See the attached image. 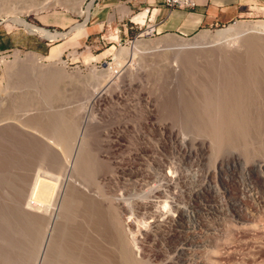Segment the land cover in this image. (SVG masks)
<instances>
[{
	"label": "rangeland",
	"instance_id": "obj_1",
	"mask_svg": "<svg viewBox=\"0 0 264 264\" xmlns=\"http://www.w3.org/2000/svg\"><path fill=\"white\" fill-rule=\"evenodd\" d=\"M7 1L3 0L2 2L0 0V89L9 91L11 83H19L16 86L18 89L15 91L18 92L19 97L17 95L14 98H18L17 101L13 100L11 93L12 100L8 103L12 105L5 104L9 112L5 108L6 106H3L8 112L7 114L4 110V118L10 113L9 119L8 116L5 119L14 121L12 119L17 113L18 115L15 116L17 121L15 122L17 123L19 119L23 128L32 131L33 135L32 137L26 136L28 131H22L21 128L18 129V126H15L18 130L15 132L8 129V132L2 130L0 144L4 142V138L6 139L5 142L8 141L11 144L7 142L6 145H8L2 147L5 149V153H1L2 150H0V160L3 161L4 159L3 165L6 162L9 164L10 160L14 161L15 156L12 155H16L19 150L22 153L19 151L20 155L18 156L22 158L30 152L23 158L24 161L20 157L19 160L15 157L20 163L23 162L21 165L24 166L22 167L20 163L17 164L25 172L27 170L28 175L30 173L36 174L35 172L38 170L40 175L45 172L42 177L38 174L35 175L38 178L37 182L44 184L45 180L43 179L47 178V174L49 175L54 170L52 165L55 160L60 162L61 159L66 158L65 154L70 153L69 156L67 155L69 159H64L70 165L68 171L70 173L67 175L72 177L69 181L70 184H68L71 186V184L76 183L75 185L78 187L74 185V190L73 186L72 188L67 186L70 190L69 194L72 193L77 197V199L74 197L76 203L72 206V210L75 209L73 210L74 213L72 212L74 222L72 220L68 222L67 230L70 231L69 234L71 233L70 236L73 238H80L81 241H83L82 239L89 240L85 241L87 246L83 244V251L90 250L88 248L89 243L94 244L90 245L92 248L95 246L96 249L101 248V252L95 248L92 249L94 252L91 250V252H86L89 254L100 253L101 264H122L120 262H123V256L121 257L120 253H125V251L127 253L130 251L129 254L132 256L134 264H194L198 259L196 256L198 257L199 254H192V250H201L194 245H198L197 242L206 239L210 240L212 245L218 244L217 247L211 245L205 247L207 251L224 253L222 257L223 260L225 258V261H222L221 264H257L256 262L262 260L264 258V230L258 232L255 227L257 223L255 217L257 215L264 216V208L259 204V201L264 197L261 185L264 181V173H258V171L248 173L242 165H233L230 162L227 164V160L224 159L229 152L228 146L229 149L232 146L235 149L238 146L239 148L248 146L247 148L250 150L246 148L247 153L244 152V156H242L243 160L246 158L243 161L246 165L249 166L251 161L256 158L260 161V158L264 160V88L262 85H260L261 88L257 87L258 90L253 87L254 78L252 77L253 72H251L254 70V66H251V64L253 65V58L249 49L246 48V44H244L245 40L244 43H237L240 45L239 47L238 45L232 46V49H228V51L220 45H211L212 47L207 48L209 44H204L199 39V34L202 32L214 34L216 31L240 24L264 22V6L263 8L260 7L261 10L259 9V14L256 17L234 21L223 28H202L189 37L179 36L191 43L190 46L194 48L181 50L183 53L178 49L180 51L178 53L171 47H151L155 45L157 40L174 34L167 33L166 35L158 34L153 30L149 31L148 28H145L146 19L143 20L142 24L133 22L132 17L142 12L139 9H130L127 11L126 18H123L120 23L111 22L106 27L104 26L101 32L87 36V23L98 16L100 17L102 0H13L15 3L12 0ZM155 1L161 2L162 0ZM78 9L81 10V14L76 12ZM15 17L22 18L29 24L52 32L67 34L56 39H49L39 34H26L27 31L24 27L14 21ZM54 17H63L69 23L67 25L60 24L59 27L39 25V19L45 22L46 19ZM121 25H125V30ZM63 26L65 27L63 28ZM127 27L130 29H126ZM20 35L25 41L20 38ZM1 39L2 41L5 39L13 41V44L3 48ZM140 40L150 42L151 46L146 47L147 49H139L138 53H135L136 57L134 56L133 61L128 66V69L131 70L123 72L121 68L125 69V67L121 63L129 62L130 50ZM121 48L129 49L127 54L129 58L123 57L118 60ZM259 57L264 59V54L260 52ZM19 64L23 65V69L26 66L27 71L28 69L32 72L35 71V76L31 71H28L29 74L24 76L17 69L18 67H15ZM200 65L205 66L203 68ZM52 66H57L56 68L61 69L60 72L64 73L60 74L61 78L56 75L59 78L55 77L53 82L55 89L53 87L52 94L46 95L44 91L47 87H43L45 82L38 81L39 78L36 75H38V71L42 77V73L45 71L51 73L50 68ZM46 68L50 70L47 71ZM43 69L46 70L41 72ZM114 72L116 73L114 74ZM254 72L255 77L258 72L255 70ZM185 74H188L189 79L187 76L184 79ZM20 76L21 78H19ZM109 79L111 85L101 101L98 100L96 104L88 105L86 101L89 93H86V89L92 86L90 84H96L95 80L102 82ZM193 79L196 80L195 84H193ZM185 82H189L187 87ZM249 86L255 89L253 90ZM11 89V91L15 90L14 87ZM236 91H238L239 97ZM253 91H259V96H256ZM241 96L244 98H240ZM12 101H16L18 104ZM240 101L244 102L245 105ZM245 101H248V105ZM13 105L17 107L11 110ZM16 108L20 109H17L19 112L16 111ZM14 110L15 113H13ZM246 112L248 117H246ZM236 115L238 117L246 115L243 118L248 121L245 122H249L253 126L256 125L254 130L259 135L252 131L257 135L252 134L255 140L251 135V142L249 139L247 141L245 136H241L240 132L238 133V129H233L238 125L237 121L233 122L235 119L238 120ZM216 116L221 120L220 122ZM230 116L231 118H229ZM57 117H60L62 121L58 120ZM251 118L254 119L252 123L249 121ZM229 120H232V123H229ZM88 121L89 123H87ZM19 122L17 124L21 125ZM61 123L62 125L65 124L60 126ZM210 126L211 129L217 128L219 133L215 132L222 136V139H219L221 140L220 143L216 145L217 149L214 145L213 151H217L218 148L221 149L222 146L225 149H221L222 151L227 149V152L221 151L223 155L221 152V154L219 153L220 159L223 158L222 160L225 161H222L221 169L214 165L219 159L214 162L213 155L212 160L211 155L208 159L209 154L202 160L198 157V160L194 154L187 155L184 152L185 149H182L179 144L181 136L183 138L187 136L190 142L201 141L204 137L205 140H208L210 138ZM66 127L69 128L67 131L72 135L67 134L71 138H66L68 140L65 142L67 141L68 145L65 143L64 147L60 143L63 139L61 135L64 136L67 132ZM71 128L73 130L75 128V130L72 131ZM56 131L57 133L61 132L59 137ZM17 132L19 135L21 132V135L19 136ZM62 132L65 133L62 134ZM82 137L83 139H81ZM242 138L246 143L243 142ZM30 142H33L35 146ZM239 142L245 145L241 146ZM236 143L238 144L236 145ZM66 145L71 150L66 149ZM24 146L26 147L24 148ZM31 146L34 147L31 149ZM14 147L19 150H12ZM59 149L64 157H61L62 154L57 152ZM64 150L67 153H64ZM15 151L17 152L14 153ZM45 151L47 157L44 158L48 160V163L41 155V152L45 153ZM85 151L87 152L86 155ZM35 152L40 153V156L39 154L37 156ZM80 153H84L83 155L87 156V159ZM35 155L40 160L35 158ZM32 156L38 162L40 161L41 167L35 165L36 161L33 160ZM49 156H52V159ZM76 156L77 160H80L77 161L78 164L80 162V165L87 163L88 166L85 164L78 166L77 162L75 163ZM82 158L86 159V162H83ZM49 159L53 162L50 163ZM44 161L47 164H43ZM27 162L29 164H26ZM32 162L37 167L32 166ZM11 163L13 164V162ZM63 163L65 162L62 160L59 164L63 166ZM12 164L9 165L12 166ZM14 164L16 166V162ZM48 164L53 170L48 169ZM56 164L54 166L58 167L59 165ZM18 165L17 167H19ZM26 165L28 168L24 169ZM73 166H76L75 168L77 166L78 168L83 167L80 169V173L87 172L88 174L82 173L83 177L82 174L79 177L80 173H77L78 177L73 175L78 170L73 169ZM85 167H88L89 170H85ZM41 169L44 171L42 174ZM70 169L73 170L72 174ZM81 170L83 171L81 172ZM22 176L24 177L23 174ZM35 176H32L34 180H36ZM254 176L259 178L260 186L253 183L256 180ZM71 180H74L73 183ZM69 187L74 191L71 192ZM235 207L236 211L234 210ZM40 208H43L42 204H40ZM41 209L39 212L44 214L43 211L45 210ZM41 213L38 214L39 216L37 215L38 217L36 216L37 220ZM236 214L243 216L246 220L244 224L252 226V229L243 224H237ZM253 225H255V229ZM189 240H193L192 243L194 244L189 243ZM124 244L127 248L124 247ZM85 247H87L86 250ZM251 255L254 256V263L245 261ZM96 256L99 258L98 255ZM105 258L106 260H104ZM220 258L219 261L222 260Z\"/></svg>",
	"mask_w": 264,
	"mask_h": 264
},
{
	"label": "bare ground",
	"instance_id": "obj_2",
	"mask_svg": "<svg viewBox=\"0 0 264 264\" xmlns=\"http://www.w3.org/2000/svg\"><path fill=\"white\" fill-rule=\"evenodd\" d=\"M6 1V0H5ZM9 1V0H8ZM7 1V2H8ZM13 1V0H12ZM14 1H16V0H14ZM13 1V2H14ZM22 1V0H21ZM2 2H3V0H2ZM15 3V2H14ZM4 4H6V3H4ZM1 6V5H0ZM5 6L3 5V8H4ZM7 10V9H6ZM5 12V11H4ZM76 12L78 13V14H81L82 12H81V10H76ZM146 12V11H145ZM145 12H141V13H138V14H136L133 18H132V20L133 21H136V22H139V23H141L142 24V22H143V20H144V18H145ZM14 21L17 23V24H19V25H21V26H23L24 27V29L28 32V33H31V34H39V35H43V37H47V38H49V39H56V38H60V37H63V36H65L67 33H60V32H52V31H49V30H46V29H43V28H40V27H38V26H35V25H32V24H29V23H27L26 21H24L22 18H19V17H15L14 18ZM76 29V28H75ZM72 30H74V29H72ZM71 30V31H72ZM70 32V31H69ZM199 39L201 40V41H203V43L204 44H209L208 46H207V48L208 47H212L211 45H213V46H216V45H220L222 48H224L225 50H230V49H232V46H237L238 44L237 43H244V44H246V48L247 49H249V53H250V55L252 56V62H253V65L251 64V66H254L253 67V69L255 70V71H257L258 73H256V76L254 77V70L253 71H251V72H253V74H252V77L254 78V80H253V87H255V88H257V87H259V88H261L260 87V85H262V87L264 88V59H261L260 57H259V54H260V52H262L263 54H264V22L263 21H261V22H257V23H253V24H248V25H245V24H240V25H237V26H233V27H230V28H228V29H225V30H219V31H216L214 34H209V33H201V34H199ZM223 40H225V41H223ZM245 40V41H244ZM244 41V42H243ZM230 42H232L231 44H230ZM150 43V42H149ZM148 42H146V41H137L136 42V44L134 45V47H132V49L130 50V54H131V57H130V59H128L129 60V62H126L125 64H123V63H121L122 65H123V67H125V69H122L121 68V70L123 71V72H127L128 70H131V69H128L129 67V64L133 61V59H134V56L136 57V52L140 49H144V48H148L149 47V45L151 46V44H149ZM239 43V44H240ZM157 45V46H156ZM190 45H192L191 43H189L188 41H186V40H184L183 38H181V37H179V36H177V35H170V36H166V37H163V38H161V39H159V40H157V42L155 43V45L154 46H151V47H158V46H161V47H168V48H173V49H175L176 51H178V49H180V51L181 50H190L191 48H194V47H191ZM240 45H238V47H239ZM241 46H243V44H241ZM217 47H219V46H217ZM146 48V49H147ZM122 49V48H121ZM172 49V50H173ZM235 49H238V48H235ZM241 49V48H240ZM208 50V49H207ZM213 50V49H212ZM228 50V51H229ZM239 50V49H238ZM244 50V49H243ZM128 51H129V49H122L121 51H120V53H119V58H118V60L120 59V58H123V57H125V59H127V54H128ZM180 51H178V53L180 52ZM211 51V50H210ZM156 52V51H155ZM182 52V51H181ZM207 52V51H206ZM205 52V53H206ZM245 52V51H244ZM138 53V52H137ZM142 53V52H141ZM183 53V52H182ZM246 53H248L247 51H246ZM158 55H159V53H158ZM244 55V54H243ZM246 55V54H245ZM248 55V54H247ZM208 56V55H207ZM262 56V55H261ZM250 57V56H249ZM129 58V57H128ZM139 59V58H138ZM121 60H123V59H121ZM150 60V59H149ZM251 60V59H250ZM247 61V60H246ZM124 62H125V60H124ZM249 62V61H248ZM194 63H196V62H194ZM202 63V62H201ZM245 63V62H244ZM119 64V63H118ZM128 64V65H127ZM191 64V63H190ZM203 64V63H202ZM248 64V63H247ZM20 65H22V64H19V65H17V66H15L17 69H19L20 70V73H23L24 74V76L25 75H27V74H29V72L28 71H31V73L35 76V74H34V72H32V70H29L28 69V71H27V68H26V66H25V69H23L22 67H23V65L22 66H20ZM132 65H133V63H132ZM141 65V64H140ZM145 65V64H144ZM249 65V64H248ZM189 66V65H188ZM198 66V65H197ZM200 66H203V65H200ZM205 66V65H204ZM204 66H203V68H204ZM207 66V65H206ZM250 66V67H251ZM21 67V68H20ZM57 67V66H56ZM55 66L53 67H51L50 69H51V73H47L45 70L47 69V71H49L50 69L49 68H46L45 70L43 69V70H41V72H43V71H45V72H43L42 73V75H43V77L40 75L41 73H40V71H38V75H36L38 78H39V80L38 81H41V82H45V85L43 84V87H45L46 88V90L44 91L45 92V94L46 95H50V94H52V92L54 91L53 90V87H54V80H55V77H57V78H59L58 76H60V78H61V75L64 73H61L60 71H61V69H59V68H56ZM39 68H40V66H39ZM132 68H133V66H132ZM143 68V67H142ZM197 68V67H196ZM217 68V67H216ZM215 68V69H216ZM42 69V68H41ZM49 69V70H48ZM190 69V68H189ZM188 69V70H189ZM193 69V68H192ZM198 69V68H197ZM24 70H26V71H24ZM120 70V69H119ZM25 73H24V72ZM116 71V70H115ZM190 71V70H189ZM196 71V70H195ZM203 71V70H202ZM18 72V71H17ZM119 72V71H118ZM130 72V71H129ZM198 72V71H197ZM250 72V71H249ZM250 72V73H251ZM116 72H114V74H115ZM121 73V72H120ZM191 73V72H190ZM239 73V72H238ZM31 74V75H32ZM61 74V75H60ZM128 74V73H127ZM207 74V73H206ZM230 74V73H229ZM18 75H20V74H18ZM30 75V76H31ZM32 75V76H33ZM56 75H58V76H56ZM93 75V74H92ZM120 75V74H119ZM195 75V74H194ZM250 75V74H249ZM22 76V75H21ZM21 76L19 77V78H21ZM112 76V75H111ZM188 77V79H189V76H188V74H185V76H184V79L185 78H187ZM197 76V75H196ZM220 76V75H219ZM238 76V75H237ZM242 76V75H241ZM245 76V75H244ZM36 77V78H37ZM40 77H41V79H40ZM105 77V76H104ZM109 78H110V76H108ZM119 77V76H118ZM130 77V76H129ZM203 77V76H202ZM234 77V76H233ZM239 77H240V75H239ZM37 78V79H38ZM195 78V77H194ZM201 78V77H200ZM222 78V77H221ZM243 78V77H242ZM33 79H34V77H33ZM36 79V80H37ZM224 79V78H223ZM233 79V78H232ZM20 80V79H19ZM231 80V79H230ZM185 81V80H184ZM193 84H195V81L196 80H194L193 79ZM22 82V81H21ZM94 82H96V84H90V85H92L91 87H88L89 89H86V93L88 92L89 94H88V98H87V104L89 105V104H96V101H98V100H100L101 101V98H103L104 97V95L106 94V92H107V90H109V86L111 85V83H110V79L109 80H104V81H102V82H97L96 80L94 81ZM221 82V81H220ZM243 82V81H242ZM9 83V82H8ZM90 83V82H89ZM91 83H93V82H91ZM187 82H185V85H186V87H187V85H188V83L186 84ZM234 83V82H233ZM238 83V82H237ZM18 84L19 83H11L10 84V86H9V88H10V90L9 91H7V89H6V87H5V89L6 90H3V89H0V133L2 132V130H6V132H8V130L9 131H11V130H14V132H15V130H17L16 128H15V126H18V129L19 128H21V130L23 131V130H26V131H28L27 132V134H26V136H30V137H32V135H33V133H31L32 131H29L28 129H26V128H23V124H21L20 122H19V119H18V122L21 124V125H18L15 121H17L16 120V118L17 117H15V116H17L18 114L17 113H15L16 111L17 112H19V108H16V111L14 110L13 111V113H15V119H14V117H13V119L12 120H14V121H9V120H7V119H5L6 118V116H8V119H9V115H10V113H9V115H6L5 116V118H4V110H5V112H7V110H8V108H7V106L5 105L6 103H8V102H11V100L13 99V100H16L17 101V99L18 98H16V99H14L17 95V97H19V94H18V92H15V91H17L16 89H18L16 86H18ZM47 84V85H46ZM114 84V83H113ZM223 84V83H222ZM232 84V83H231ZM241 84V83H240ZM243 84V83H242ZM89 85V86H90ZM244 85H245V83H244ZM247 85H248V83H247ZM190 86V85H189ZM195 87H196V85H194ZM246 86V85H245ZM244 86V87H245ZM12 87H14L15 88V90H13V91H11L12 89ZM193 87V86H192ZM224 87V86H223ZM227 87V86H226ZM239 87V86H238ZM249 87H252V86H249ZM248 87V88H249ZM252 87V88H253ZM21 88V87H20ZM40 88H42V87H40ZM87 88V87H86ZM243 88V87H242ZM255 88H253V90L255 89ZM259 88H257V90L259 89ZM44 89V88H43ZM54 89H55V87H54ZM85 89V88H84ZM214 89V88H213ZM239 89V88H238ZM245 89V88H244ZM243 89V90H244ZM241 90V89H240ZM249 90V89H248ZM252 90V89H251ZM220 91V90H219ZM234 92V91H233ZM238 91H236V93H237ZM254 92V91H253ZM261 94L263 93L262 92V89H261ZM11 93L13 94V98L11 99ZM21 93V92H20ZM23 93H24V91H23ZM27 93V92H26ZM241 93V92H240ZM254 93H256V96L258 95L259 96V91H255ZM254 93H252V94H254ZM232 94V93H231ZM238 94V97H239V93H237ZM260 94V95H261ZM251 95V94H250ZM236 96V95H235ZM247 96H249V95H247ZM246 96V97H247ZM253 96V95H252ZM262 96V95H261ZM264 96V95H263ZM20 97H21V95H20ZM226 97V96H225ZM233 97V96H232ZM243 96H241L240 98H242ZM237 98V97H236ZM244 98V97H243ZM263 98V97H262ZM10 100V101H9ZM49 100V99H48ZM256 100V99H255ZM263 100V99H262ZM16 101H12V102H15L16 103ZM227 101V100H226ZM243 101V100H242ZM242 101H240V102H242ZM250 101V100H249ZM264 101V100H263ZM95 102V103H94ZM218 102V101H217ZM223 102V104H224V101H222ZM221 102V103H222ZM248 102V101H247ZM247 102L245 101V103L247 104ZM257 102V101H256ZM219 103V102H218ZM238 103V102H237ZM243 103V105H245L244 104V102H242ZM264 103V102H263ZM8 104H10V103H8ZM16 104H18V102L16 103ZM86 104V103H85ZM214 104V103H213ZM240 104V103H239ZM253 104V103H252ZM251 104V105H252ZM262 104V103H261ZM6 107H5V106ZM10 105H12V104H10ZM20 105V104H19ZM225 105V104H224ZM233 105H235V104H233ZM236 105H238V104H236ZM241 105V104H240ZM248 105V104H247ZM250 105V106H251ZM7 108V110L4 108ZM14 107L13 108H10L11 110H13L15 107H17L16 105H13ZM85 106V105H84ZM9 107V106H8ZM10 107H12V106H10ZM209 107V106H208ZM215 107H216V105H215ZM249 107V106H248ZM17 109H19V110H17ZM242 109H243V107H242ZM245 110V109H244ZM22 111V110H21ZM25 111V110H24ZM247 111V110H246ZM8 112H9V110H8ZM8 112H7V114H8ZM23 112V111H22ZM54 112V111H53ZM211 112V111H210ZM209 112V113H210ZM222 112V111H221ZM230 112V114H231V111H229ZM233 112V111H232ZM241 112H242V110H241ZM26 113H28V112H26ZM49 113H51L50 111H49ZM23 114V113H22ZM30 114V113H29ZM62 114V113H61ZM218 114H219V112H218ZM223 114V113H222ZM229 114V113H228ZM24 115V114H23ZM32 115V114H31ZM30 115V116H31ZM59 115V114H58ZM217 115V114H216ZM220 115H221V113H220ZM239 115H240V113H239ZM246 115H247V112H246ZM246 115H244V116H246ZM13 116V115H12ZM12 116H10L11 118H12ZM29 116V115H28ZM61 116V115H60ZM63 116V115H62ZM218 116V115H217ZM216 116V117H217ZM225 116V115H224ZM243 116V115H242ZM243 116V117H244ZM65 117H67V116H65ZM213 117V116H212ZM220 117V116H219ZM223 117V116H222ZM233 117V116H232ZM238 116L236 115V118H237ZM243 117H238V120L237 119H235L233 122H235V121H237V123H238V125H236V128L234 127L233 129H238L237 131H238V133L240 132V135L241 136H245L244 138L245 139H247V141H248V139H249V141L251 142V140H252V138H253V140H255L254 139V137H253V135L254 136H257V135H259V134H257L256 132H255V130H254V127L256 126H253L252 124H250L249 122L247 123V122H245V121H248V120H245ZM246 117H248V115L246 116ZM258 117V116H257ZM4 118V119H3ZM19 118V117H18ZM58 118V117H57ZM68 118V117H67ZM66 118V119H67ZM208 118H210V117H208ZM214 118V117H213ZM221 118V117H220ZM225 118V117H224ZM227 118V117H226ZM229 118H231V116L229 117ZM234 118V117H233ZM239 118H240V121H239ZM241 118H243V119H241ZM53 119V118H52ZM60 119V117L58 118V120ZM63 119H64V116H63ZM65 119V120H66ZM217 119H218V117H217ZM222 119V118H221ZM246 119H248V118H246ZM25 120V119H24ZM31 120H33V119H31ZM56 120V119H55ZM213 120H216V119H213ZM224 120V119H223ZM264 120V119H263ZM46 121V120H45ZM60 121H62L61 119H60ZM218 121L220 122L221 120L220 119H218ZM230 121V120H229ZM242 121H244L243 123H242ZM249 121H251V123L252 122H254V119L252 120V118H251V120L249 119ZM35 122V121H34ZM68 122V121H67ZM67 122H65V123H67ZM227 122V121H226ZM64 123V124H65ZM87 123H89V121L87 122ZM228 123V122H227ZM226 123V124H227ZM229 123H232V120L229 122ZM228 123V124H229ZM63 124V125H64ZM69 124V123H68ZM76 124V123H75ZM212 124H214V123H212ZM216 124V123H215ZM25 125V124H24ZM62 125V123L60 124V126H63ZM22 126V127H21ZM36 126V125H35ZM59 126V125H58ZM67 126V125H66ZM70 126H71V124H70ZM72 126H73V124H72ZM216 126H218V125H216ZM261 126V125H260ZM213 127V126H212ZM222 127V126H221ZM231 127V126H230ZM37 128V127H36ZM48 128V127H47ZM51 128H52V126H51ZM223 128V127H222ZM227 128V127H226ZM228 128H229V126H228ZM8 129V130H7ZM53 129V128H52ZM55 129V128H54ZM69 128H67L66 127V131L68 130ZM72 129V131H74L75 130V128H74V130H73V128H71ZM215 128H212L211 129V126H210V132H209V139L207 140H205L204 138H203V140H201V141H197V140H194L193 142H190V141H188V138H187V136H186V138L184 137L183 138V136H181V139L179 140V144L181 145L180 147L182 148V149H185V153L187 154V155H191V154H194V156L196 157V158H200V160H202L203 158L205 159L206 157V155L207 154H209V156H208V159H210V155H211V160H212V155H213V158L215 159H213V161L215 162V161H217L218 159V161L217 162H215L216 164H214V165H216V166H218V167H220L221 166V163H223V162H225L224 160H227L226 162H227V164H229L228 162H230V163H232L233 165H237V164H239V165H242V167H244L243 169H245L248 173L250 172V173H252V172H255V171H258V173H264V160L262 159V158H260L261 159V161L260 160H258V158H256V159H254L253 161H251V163L249 164V166L248 165H246V163L245 162H243L244 160H243V157L242 156H244V152L245 153H247L246 152V148L248 147H245V146H243V145H245L244 143L243 144H241L240 142V144H241V146H243V147H240L239 148V146H238V148H239V150H238V148L236 147V149L234 148V146H232L230 149H232L231 151H230V149H229V146H228V154H227V157L224 159V160H222V159H220L221 157L219 156V153L224 149L223 148V146H222V144H221V146H222V150L220 149V148H218V150L217 151H213V147H214V145H215V147H216V145H218V143H220V141L221 140H219L222 136L221 135H219V134H217V133H219V131H217V128L214 130ZM230 130H231V128H229ZM261 129V128H260ZM50 130V129H49ZM58 130V129H57ZM62 130H63V128H62ZM62 130H60V131H62ZM64 130V131H65ZM208 130V129H207ZM214 130V131H213ZM218 130H220L219 129V127H218ZM263 130H264V128H263ZM18 131V130H17ZM34 131V130H33ZM78 131V130H77ZM173 131V130H172ZM217 133H216V132ZM224 131V130H223ZM236 131V132H237ZM252 131H254L255 133H253ZM261 131V130H260ZM59 132V131H58ZM264 132V131H263ZM18 133V135H19V132H17ZM56 133H57V131H56ZM59 133H61V132H59ZM59 133H57L58 134V137H59ZM65 133V132H64ZM63 132H62V134H64ZM78 133H79V131H78ZM88 133V132H87ZM173 133V132H172ZM67 134H71L69 131H67L66 133H65V135L63 136V135H61V137L63 138L62 139V141H61V143L60 144H63V146L65 147V143L67 144V141L65 142V140H68V139H66V138H68V137H70V136H67ZM74 134V133H73ZM206 134V133H205ZM222 134V133H221ZM253 134V135H252ZM263 134V133H262ZM262 134H261V136H262ZM17 135V134H16ZM20 135H21V132H20ZM19 135V136H20ZM225 135V134H224ZM228 135V134H227ZM239 135V136H240ZM251 135H252V138H251ZM19 136H18V139H19ZM75 136V135H74ZM220 136V137H219ZM232 136V135H231ZM230 136V137H231ZM239 136H237V137H239ZM1 137V136H0ZM8 138H10V137H12V136H7ZM38 137V136H37ZM60 137V138H61ZM76 137H77V135H76ZM233 137V136H232ZM7 138V139H8ZM13 138V137H12ZM25 138V137H24ZM33 138H34V136H33ZM32 138V139H33ZM71 138V137H70ZM183 138V139H182ZM240 138V137H239ZM259 138V137H258ZM261 138V137H260ZM38 139H41V138H38ZM81 139H83V137L81 138ZM179 139V138H178ZM222 139V138H221ZM230 139V138H229ZM228 139V140H229ZM251 139V140H250ZM5 138H4V142H2V144H4V145H2V144H0L1 146V149L0 150H2L1 151V153L3 152V153H5L4 151H5V149H3L2 147H4L5 145H6V143L8 142H5ZM27 140V139H26ZM34 140V139H33ZM59 140V139H58ZM61 140V139H60ZM59 140V141H60ZM238 140V139H237ZM242 140H243V138H242ZM81 141V140H80ZM195 141H197V142H195ZM233 141V140H232ZM235 141V140H234ZM245 140H243V142H244ZM40 142H41V140H40ZM76 142V141H75ZM231 142V141H230ZM253 142V141H252ZM1 143V142H0ZM10 142H8V144H9ZM29 143V142H28ZM32 145H34V143L33 142H30ZM39 143V142H38ZM69 143V142H68ZM232 143V142H231ZM235 143V142H234ZM245 143H246V141H245ZM7 144V145H8ZM11 144V143H10ZM81 144V143H80ZM84 144V143H83ZM238 143H236V145H237ZM251 144V143H250ZM6 145V146H7ZM13 145V144H12ZM11 145V146H12ZM54 145V144H53ZM68 145V144H67ZM66 145V149L68 148V150L70 149V147L69 146H67ZM70 145V144H69ZM197 147H196V146ZM35 146V145H34ZM34 146H31V149H32V147H34ZM58 146V145H57ZM61 147H62V145H60ZM23 147V146H22ZM26 146H24V148H25ZM29 147V146H28ZM39 147H40V145H39ZM13 148V147H12ZM11 148V149H12ZM17 148V147H16ZM24 148H23V150H24ZM41 148V147H40ZM63 148V147H62ZM83 148V147H82ZM30 149V150H31ZM34 149V148H33ZM54 149V148H53ZM57 149V148H56ZM61 149V148H60ZM60 149L57 151V152H60ZM65 149V150H66ZM215 149V148H214ZM216 149H217V147H216ZM227 149H226V151H222L223 153L224 152H227ZM249 148H247V150H248ZM252 149V148H251ZM12 150H19V149H15V147H14V149H12ZM26 150V149H25ZM63 151L64 153L66 152L67 153V151ZM71 150V149H70ZM73 150V149H72ZM78 150V149H77ZM81 150V149H80ZM84 150V149H83ZM83 150H82V152H83ZM225 150V149H224ZM250 150V149H249ZM9 151V150H8ZM20 151V150H19ZM19 151L17 152V151H15L14 153H16V155L14 154V155H12V156H15L17 159L20 157V159L22 160L23 158H25V156L26 155H28V154H25V156L22 158L21 156H18V155H20L19 154ZM29 151V150H28ZM32 151V150H31ZM79 151V150H78ZM21 152V151H20ZM73 152V151H72ZM77 152V151H76ZM215 152V153H214ZM221 152V153H222ZM249 152V151H248ZM22 153V152H21ZM27 153V152H26ZM36 153V152H35ZM44 153V152H43ZM42 152H41V155H42V157L44 158V157H47V154H46V151H45V153L43 154ZM53 153V152H52ZM61 154H62V152H60ZM69 153V152H68ZM86 151H85V155H86ZM220 153V154H221ZM223 153H222V155H223ZM7 154V153H6ZM5 154V155H6ZM34 154V153H33ZM37 154V156H38V154H39V156H40V153H36ZM60 154V155H61ZM70 154V153H69ZM69 154H67L68 156H69ZM81 154V153H80ZM84 153H82L81 154V156L83 155ZM225 154V155H226ZM46 155V156H45ZM50 155H51V153H50ZM56 155V154H55ZM66 154H65V156H66V158L67 159H69V157L67 156ZM76 155H79L78 153H76ZM1 156V155H0ZM11 156V155H10ZM11 156V157H12ZM22 156H23V154H22ZM30 156V155H29ZM63 156V154L61 155V157ZM218 156H219V158H218ZM245 156H247V155H245ZM2 157H4V155H2ZM6 157H8V156H6ZM11 157H10V159H11ZM14 157V158H15ZM33 157V156H32ZM50 157V156H49ZM48 157V158H49ZM52 157V156H51ZM50 157V158H51ZM54 157V156H53ZM64 157V156H63ZM83 157L84 158H86L87 156H84L83 155ZM216 157V158H215ZM225 157V156H224ZM9 158V157H8ZM13 158V160L16 162V166H15V162L14 161H12V160H10V163L9 164H12L11 162H13V164H14V166H13V164H12V166H10L9 164H6L5 163V165H3L2 164V162L4 161V159L3 158H1V159H3V161H1L0 160V264H101V254L99 253V252H101L100 251V249L99 248H97V249H99L98 251L99 252H97V253H99V254H95V253H93V254H89V253H86V252H94L93 250H94V248L96 247H94V248H92V247H90V245L92 246V244L93 243H89V249L91 250H89V251H87L86 249H87V247H85V250H86V252L85 251H83L84 249V246H83V244H86L85 243V241L87 240V239H82L83 241H81L80 240V238L78 239L77 237V239L76 238H73V237H71L70 236V234H69V232L70 231H68L67 229V227H68V222L69 221H73L74 222V218L72 217L73 216V210H75V209H73L72 210V206H74V204L76 203L75 201H76V199H77V197H75V195L74 194H69L70 193V190L67 188V186L70 184L69 183V181H70V179H72V177H71V175L69 176V175H67L68 173H70V172H68L69 171V168H70V165H68L67 164V162L64 160V159H66V158H64V159H61L60 157V159H61V161L60 162H62V160L66 163H63L64 165L62 166V164L60 165L59 163V160H57L58 161V163L56 162V160H55V162L59 165L58 167L57 166H54L56 163L54 162V164L52 165L53 167H54V170L53 169H50V165H49V168L48 169H50V170H53L52 172H48L49 173V175L47 174V180L44 178L43 180H45V182H44V184H43V182H42V184L41 183H38L37 182V176H35V175H37L39 172V170L37 171V172H35L36 174H34L33 173V175L36 177V180H34V178L32 177L33 175H32V173H30L29 175H28V171L26 170V172H25V170H23L21 167H20V165H21V163H23V162H19V161H17V159L15 158L14 159ZM27 158H28V156H27ZM30 158V157H29ZM35 158H37L36 157V155H35ZM56 158V157H55ZM73 158V157H72ZM79 158V157H78ZM84 158H82V160H84L83 162H86L85 160L87 159H84ZM199 158H198V160H199ZM38 160H40V158H37ZM37 159H34V157H33V160H35L36 161V163H35V161H34V163H35V165H37L38 167H41V163H39L38 161H37ZM46 158H44V160H45ZM52 159V158H51ZM51 159H49V162L50 163H52L53 161L51 160ZM54 159V158H53ZM7 161H8V159H6ZM19 160V159H18ZM29 160V159H28ZM79 160V159H78ZM77 160V156H76V160H75V163L78 161ZM81 160V161H82ZM23 161H24V159H23ZM27 161V160H26ZM25 161V162H26ZM45 161H47V163H48V160H45ZM44 161V162H45ZM52 161V162H51ZM74 161V160H73ZM80 161V160H79ZM78 161V162H79ZM223 161V162H222ZM5 162V161H4ZM37 162H38V164L40 165H38L37 164ZM42 162V161H41ZM43 162V164H47L46 162L44 163ZM78 162L76 163V164H78ZM212 162V161H211ZM17 163H20V165H18ZM31 163V162H30ZM70 163V162H69ZM72 163V162H71ZM81 163V162H80ZM80 163L78 164V166H83L84 164H85V166L87 165L88 166V164L87 163H83L82 165H80ZM92 163V162H91ZM91 163H90V166H91ZM26 164H29L28 162L26 163ZM56 164V165H57ZM8 165V166H7ZM17 165L19 166V167H17ZM35 165H33V162H32V166H34V167H37V166H35ZM47 165V166H48ZM75 165V164H74ZM226 165V164H225ZM22 167L24 166V165H21ZM30 166V165H29ZM31 166V167H32ZM61 166H62V168H61ZM78 166H77V168H75L76 166H73L74 168L73 169H78V170H76V172H74L75 174H73V175H76L77 176V173H80V169H82L81 167H79L78 168ZM89 166V168H91ZM26 167L28 168V166L26 165L25 166V168L24 169H26ZM31 167H29V168H31ZM33 167V168H34ZM46 168V169H47ZM222 167H220V169H221ZM23 171H22V170ZM40 169V168H39ZM85 170H87L88 169V167L86 168H84ZM83 169V170H84ZM43 169H41V174H42V172H44V171H42ZM71 170V174L73 173V170L72 169H70ZM83 170H81V172L83 171ZM89 170V169H88ZM87 170V171H88ZM79 171V172H78ZM91 171H92V169H91ZM209 171V170H208ZM45 173V172H44ZM43 173V174H44ZM47 173V172H46ZM83 174L84 173H87V172H82ZM82 173H80V175H79V177H81V174ZM91 173V172H90ZM22 174L24 175V177L22 176ZM27 174V175H26ZM42 174V175H43ZM83 174H82V177H83ZM88 174V173H87ZM21 175V176H20ZM40 174H38V176H39ZM42 175H40L41 177H42ZM45 175V174H44ZM85 175V174H84ZM92 175V174H91ZM261 175V174H260ZM29 176H31V177H29ZM87 176V175H86ZM89 176V175H88ZM28 177V178H27ZM40 177V178H41ZM71 177V178H70ZM74 177V176H73ZM78 177V176H77ZM255 177V176H254ZM262 177H263V175H262ZM261 177V178H262ZM76 178V177H75ZM87 179H88V177H87ZM92 179V178H91ZM255 179L256 180H254V184H257L258 186H260L259 185V183H261L260 181H258V177L256 176L255 177ZM90 180V179H89ZM73 181L74 180H71V183H73ZM85 181V180H84ZM91 181V180H90ZM251 181H253V180H251ZM69 183V184H68ZM76 183H74L73 185L71 184V188H72V186H73V188H74V190H75V187H78V185H75ZM74 185H75V187H74ZM261 185H262V190L264 191V181L261 183ZM69 187V188H70ZM81 187V186H80ZM79 187V188H80ZM70 188V189H71ZM66 189H67V192H66ZM77 189V188H76ZM68 190H69V192H68ZM72 190L73 189H71V192H72ZM73 190V191H74ZM101 191V190H100ZM74 193V192H73ZM69 194V195H68ZM74 197L76 198V199H74ZM78 199H79V197H78ZM91 199V198H90ZM95 199V198H94ZM90 201V200H89ZM78 202V201H77ZM91 202V201H90ZM89 203V202H88ZM92 203V202H91ZM40 204H42V209H44L45 211H43L44 212V214H46V215H44V214H42L41 212H39V209H41L40 208ZM77 204H79V203H77ZM94 204V203H93ZM259 204H261L262 205V207L264 208V197L259 201ZM86 205H87V202H86ZM91 205V204H90ZM89 206V205H88ZM92 206V205H91ZM44 207H46V208H44ZM94 207V206H93ZM76 208V207H75ZM85 208H86V206H85ZM41 209V210H42ZM48 209V210H47ZM77 209V208H76ZM89 209V208H88ZM96 209H99V208H96ZM84 210V209H83ZM93 209H91V212H93L92 211ZM100 210V209H99ZM235 211H236V207H235V209H234ZM3 211V212H2ZM46 211H48V212H46ZM77 211V210H76ZM75 211V212H76ZM82 211V210H81ZM96 211V210H95ZM94 211V212H95ZM110 211V210H109ZM39 212V213H38ZM46 212V213H45ZM73 212V213H72ZM80 212V211H79ZM78 212V213H79ZM90 212V213H91ZM41 213V215H40V217L38 218V220H37V218H36V216L38 215V214H40ZM97 213V212H96ZM84 215V214H83ZM90 215V214H89ZM98 215V214H97ZM39 216V215H38ZM37 216V217H38ZM91 216H93V215H91ZM95 216V215H94ZM93 216V217H94ZM253 216V215H252ZM88 217V216H87ZM93 217H92V219H93ZM112 217V216H111ZM250 217V216H249ZM73 218V219H72ZM236 218H237V224H239V225H245L246 227L248 226V228L249 227H251L250 229H252V226H250V225H248V224H244V222L246 221L245 219H244V217L243 216H241L240 214H236ZM82 219V218H81ZM91 219V220H92ZM111 219V218H110ZM98 220V219H97ZM255 220H256V222L258 223H256L255 225H253V227L255 226L256 227V229H258V232L259 231H262L263 232V230H264V216H260V215H257L256 217H255ZM254 220V221H255ZM76 223H78V222H76ZM98 224V223H97ZM101 224V223H100ZM99 224V225H100ZM111 224V223H110ZM118 225V224H117ZM70 226V225H69ZM76 226V225H75ZM79 226V225H78ZM89 226V225H88ZM72 227V226H71ZM91 227H92V225H91ZM101 227V226H100ZM243 227V226H242ZM255 227H254V229H255ZM84 228V227H83ZM246 229V228H245ZM94 230V229H93ZM109 231V230H108ZM111 231H112V229H111ZM257 231V230H256ZM82 232H83V230H82ZM90 234V233H89ZM195 234V233H194ZM78 235H80V234H78ZM74 236V235H73ZM81 236V235H80ZM90 236V235H89ZM123 236V235H122ZM75 237V236H74ZM79 237V236H78ZM210 239V238H209ZM95 240V239H94ZM87 241H89V240H87ZM93 241V240H92ZM84 242V243H83ZM118 242V241H117ZM123 242V241H122ZM189 243L191 242V244H194V243H192L193 242V240H189L188 241ZM230 242H233V241H230ZM115 243V242H114ZM198 243V245L196 244V245H194V247H199V249L201 248V250H197V249H193L192 251H193V253L192 254H199L198 255V257L196 256V258H198L197 259V261H196V263L194 262V264H221V262L222 261H225V258H224V260H223V257H222V254H224V253H220V252H217V251H207V249L205 248V247H209L210 245L211 246H215V247H217L218 246V244L216 245H212L211 243V241L210 240H202V241H200V242H197ZM215 243H216V241H215ZM98 244V243H97ZM96 244V245H97ZM123 244V243H122ZM121 244V245H122ZM188 244V243H187ZM94 245V244H93ZM99 245H100V243H99ZM86 246H87V244H86ZM221 246V245H220ZM98 247V246H97ZM124 247H125V244H124ZM124 247H123V249H124ZM125 248H127V247H125ZM93 249V250H92ZM96 249V248H95ZM96 249V250H97ZM109 249V248H108ZM181 250V249H180ZM186 250V249H185ZM188 250V249H187ZM210 250V249H209ZM125 251V250H124ZM201 251V252H200ZM110 252V251H109ZM122 252V251H121ZM190 252H191V250H190ZM129 253H130V251H129ZM129 253H127L126 251H125V253H120L121 255V257L123 258V260H122V258L120 257V259L124 262V264H134V261H133V258H131L132 256H130V254ZM105 254V253H104ZM96 255H98L99 256V258H97V256ZM110 255V254H109ZM255 255V254H254ZM118 256V255H117ZM190 256H191V253H190ZM194 256V255H193ZM194 256V257H195ZM225 256V255H224ZM258 256V255H257ZM256 256V257H257ZM221 257V258H220ZM256 257H255V259H256ZM260 257V256H259ZM219 258L220 259H222L221 261H219ZM254 256L253 255H251L250 257H248L247 258V260H245V261H248V263L249 262H255L254 260ZM259 259V258H258ZM104 260H106V258L104 259ZM109 260V259H108ZM228 261V260H227ZM242 261V260H241ZM123 262H120V263H122L123 264ZM137 262V261H136ZM259 262V264H264V258L262 259V260H259L258 261ZM258 262H256L257 264H258ZM107 263V262H106ZM224 263V262H223ZM228 263H229V261H228ZM241 263H243V262H241ZM136 264V263H135ZM187 264H189V263H187ZM226 264V263H225ZM236 264V263H235ZM245 264V263H244ZM251 264V263H250Z\"/></svg>",
	"mask_w": 264,
	"mask_h": 264
},
{
	"label": "crops",
	"instance_id": "obj_3",
	"mask_svg": "<svg viewBox=\"0 0 264 264\" xmlns=\"http://www.w3.org/2000/svg\"><path fill=\"white\" fill-rule=\"evenodd\" d=\"M102 2L100 17L98 16L87 23V36L101 32L103 27L111 22L120 23L123 18H126L127 11L130 9L146 11L145 19L151 18L152 23V26L148 27L149 31L189 37L202 28L225 26L234 21L256 17L259 14V9L261 10L260 7L264 6V0H194V6L189 9L183 7L165 9L160 1L155 0H102ZM46 20L43 22L39 19V25L59 27L60 24L67 25L69 23L63 17ZM121 26L125 30V25ZM126 29H130V27ZM20 38L25 41L21 35ZM1 44L3 48H6L10 47L13 41L8 39L2 41L1 39Z\"/></svg>",
	"mask_w": 264,
	"mask_h": 264
},
{
	"label": "built area",
	"instance_id": "obj_4",
	"mask_svg": "<svg viewBox=\"0 0 264 264\" xmlns=\"http://www.w3.org/2000/svg\"><path fill=\"white\" fill-rule=\"evenodd\" d=\"M161 4L165 9H172L175 7L192 8L194 6V0H162ZM145 19V18H144ZM147 24L145 28L152 26L151 18L146 19ZM223 28L224 26H220Z\"/></svg>",
	"mask_w": 264,
	"mask_h": 264
}]
</instances>
